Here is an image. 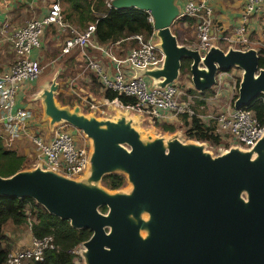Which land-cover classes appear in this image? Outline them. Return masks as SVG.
<instances>
[{
	"label": "water",
	"instance_id": "95a60500",
	"mask_svg": "<svg viewBox=\"0 0 264 264\" xmlns=\"http://www.w3.org/2000/svg\"><path fill=\"white\" fill-rule=\"evenodd\" d=\"M109 6L135 7L152 18L161 64L134 68L135 76L163 87L177 79L185 58L196 91L210 89L218 72L233 67L240 76L232 107L264 98L255 49L211 45L200 55L178 43L170 28L177 0H109ZM57 88L51 79L36 94L42 119L49 129L65 122L88 140L84 174L72 179L37 164L0 176V195L29 197L71 228H87L90 235L78 249L82 264H264V131L249 149L230 146L212 154L178 132L141 135L127 110L98 118L78 105H59ZM112 173L128 186L106 188L101 178Z\"/></svg>",
	"mask_w": 264,
	"mask_h": 264
},
{
	"label": "built area",
	"instance_id": "2783aa9c",
	"mask_svg": "<svg viewBox=\"0 0 264 264\" xmlns=\"http://www.w3.org/2000/svg\"><path fill=\"white\" fill-rule=\"evenodd\" d=\"M208 1L177 0L178 13L175 21L184 23L186 20H192L195 38L193 47L197 48L200 55L211 45L222 50L228 47L241 50L253 48L257 54L259 49H264L258 42L250 40L249 33L244 27L249 15L264 14V0H247L241 11L240 24L228 29H222L212 23V9ZM45 2L46 11L39 18L28 19L13 27H9L6 21L0 24V42L13 53L11 61L0 66V138L3 146L13 149L15 140L24 138L33 147L31 167L38 164L43 169L72 179L80 177L85 172L89 154L88 140L76 141L72 127L65 122L54 123L49 129L46 121L42 128L29 130L27 120L34 115L33 111L28 103L21 101L23 106L16 105L19 95L28 94L29 85L41 71V65L36 58L30 56V52L40 47L43 34L48 28H53L57 37L61 36L59 54L77 48L83 59L84 69L92 72L103 90L110 89L117 95L131 96L135 101L131 105H122L116 98L103 105L87 102L85 106L87 112L95 116L105 115L108 104H111L150 118L152 121L173 119L183 114L189 117L194 114L191 96L177 80L163 87H154L150 79L142 75L135 76L133 73L134 68L160 66L162 60V54L154 45L157 38L152 18L147 12L146 19L150 24V32L146 37L143 34L132 35L130 38L134 39L135 47L128 48L123 56L113 53L110 46L102 49L113 64L114 70L108 74L100 61L87 55L83 49L91 42L94 23H88L79 29L64 22L60 0ZM107 4L109 5V2ZM117 44L118 41L113 45L117 48ZM229 70L215 75L214 84L211 86L214 98L225 89L224 82L227 79L236 77L239 81L240 70L236 68ZM234 90L236 91L235 88ZM199 116L202 120H213L214 131L225 140V143L213 149L214 153L227 150L230 146L249 149L264 131V122L260 124L252 112L243 107L238 109L232 106L225 107L215 115ZM47 247H52L49 237L31 238L28 246L9 250L5 264H22L26 259L41 260L42 252ZM79 247L80 244L71 251L77 254Z\"/></svg>",
	"mask_w": 264,
	"mask_h": 264
},
{
	"label": "trees",
	"instance_id": "16d2710c",
	"mask_svg": "<svg viewBox=\"0 0 264 264\" xmlns=\"http://www.w3.org/2000/svg\"><path fill=\"white\" fill-rule=\"evenodd\" d=\"M60 1L63 5L62 15L65 23L78 26L79 29L84 28L88 23H94L91 42L83 49L87 55L95 59L98 58L89 54L91 49L104 53L102 49L110 46L113 53L123 56L128 48L136 46L134 39L130 38L132 35L143 34L146 37L150 32V24L146 19L147 13L144 10L135 7L112 8L107 4L109 0ZM188 21L192 20L189 19ZM60 38L59 35L58 40ZM117 41L116 48L113 44ZM258 53L259 67L264 68V49H259ZM37 60L39 64L41 62L39 57ZM188 66L189 60L182 58L179 73L189 72ZM73 75L74 73L71 76ZM66 76H70V74ZM207 91L199 92L193 88L185 89V92L191 96V107L193 102H195V107L203 106V98ZM102 97L108 101L116 98L122 105H131L135 102L133 97L117 95L110 89L102 91ZM243 108L250 110L260 124L264 122V98L261 95H258ZM178 118L183 126L182 135L184 138L204 141L216 147L223 143L222 137L214 131L213 120L209 119L204 122L198 113L189 117L183 114ZM153 124L162 132L171 133L175 130L174 125L169 122L154 120ZM25 162L26 157L24 155L18 154L13 149L5 148L0 138V176H7L25 168ZM123 182V175L118 173L107 174L101 178V183L108 189L119 188ZM99 210L104 212L105 208L101 206ZM8 223L18 229L28 225L29 234L32 238H50L52 247L43 250L41 260L26 259L22 264H75V254L71 250L90 235L87 228H71L67 220L59 219L47 213L29 197L16 198L0 195V264H5L6 254L12 246L11 240L4 232V226Z\"/></svg>",
	"mask_w": 264,
	"mask_h": 264
},
{
	"label": "crops",
	"instance_id": "0c3cea01",
	"mask_svg": "<svg viewBox=\"0 0 264 264\" xmlns=\"http://www.w3.org/2000/svg\"><path fill=\"white\" fill-rule=\"evenodd\" d=\"M38 1H42V4L38 5ZM246 2L247 0H209L208 3L212 9V23L216 26H220L222 29H228L230 27L238 26L240 24L241 11ZM46 3L47 2H45V0H0V24L3 21H6L9 27H13L23 23L28 19L39 18L46 11L44 8ZM60 4L62 7L63 5L61 2ZM177 22L180 23L181 29L190 28L191 32L187 36V42L192 43V41L188 40H191V37L193 36L192 34H194V27L192 25L193 22L188 20H186V22L184 23H182V21L180 22L179 20ZM244 27L246 32L249 33L248 36L250 37V40L256 41L259 45L264 46L263 13H254L249 15L246 22L244 23ZM174 32L176 33V39L177 37L179 39L180 35L178 36V33L176 31ZM41 42L42 43L40 49H33L30 52L31 57H34L36 59L37 57H39V59L41 60L44 57L46 58L48 55H51V53L54 51L52 47L54 46L56 49L57 42L59 45V40L55 33V30L53 28L46 29ZM0 50V66L7 65L10 62V56H8V54L6 53V49L1 42ZM91 50L89 54L98 58L100 60L102 68L106 71V73L111 74L114 70L113 64L108 60L104 53L100 52L99 50ZM62 59H65V63L60 65L59 72H63L67 68H69V70L71 71L74 69V75L65 76L63 80L64 89L61 91L66 95V105L70 106L71 103L73 105H78L80 110L82 111L86 110L85 106L87 102H94L100 105L108 102L107 99L102 97V91L104 90L100 87L97 79L94 77L92 72L88 69H84V62L78 49L75 48L70 50L68 53L63 55ZM32 85L33 81L31 82V85H29L30 89ZM25 97H27L26 94H20L17 99L16 105L23 106L22 102H24ZM108 106L112 105L108 104ZM173 119L170 118L164 121L170 122ZM27 122L29 130L35 131L39 128H42L41 126L45 125L44 123L46 122V120L42 119L41 122H38L36 117L34 115H31ZM72 132L76 141L87 140L80 131L73 129ZM13 150H15L18 154L24 155L25 157L29 156L32 152L31 148L28 145V142L24 138L15 140V142L13 143ZM27 231L28 238H23L22 236L21 238H17L18 241L13 239L14 236H7L12 242H15L16 246L18 245L22 248L28 246L32 238L29 234V229Z\"/></svg>",
	"mask_w": 264,
	"mask_h": 264
},
{
	"label": "rangeland",
	"instance_id": "374dc122",
	"mask_svg": "<svg viewBox=\"0 0 264 264\" xmlns=\"http://www.w3.org/2000/svg\"><path fill=\"white\" fill-rule=\"evenodd\" d=\"M39 4L41 5L42 1H40L38 3V5ZM170 28L174 34H176L174 31H176L178 33L177 35L178 36L180 35L179 36L180 40L177 37L178 43L185 44L188 46H193V43L195 42L194 34H192L193 36L191 37V40H188V41H192V43L187 42V36L191 32L190 28L181 29L180 23H178L175 20L172 22V25ZM179 32H181V33H179ZM6 47H5L6 53L8 54V56H10V61H11L12 53L11 52L8 53V50H7L8 47L7 48ZM52 48L54 51L51 53V55L46 57V58L44 57L43 59H41V62L39 63L41 65V71H40L39 75L36 77V79L33 80L32 88L29 90L27 97L24 98V103L29 104L30 109L33 111L34 116L36 117L38 122L42 121V107H41L40 99L36 97V94H37L38 90L40 89L41 84H43L44 82L50 83L51 79H54V81L59 85L58 89L56 90V93L54 94V100L59 105H65L66 104V101H65L66 95L61 91L64 89L63 80H64V77L66 75L70 74V76H71L73 71H74V69L72 71H70L69 68H67L62 73L59 72L60 65L65 63V61H64L65 59L64 60L62 59L64 54H59L60 42H59V45L57 42L56 49L54 46ZM223 50H224V48H223ZM0 54H1V50H0ZM231 69H235V68L231 67ZM55 72H56V76H54ZM234 74H236V72H234ZM236 79H237L236 77L234 79H227L224 82L225 89H223L221 94L215 98L213 97V90L211 88L208 89V91L206 92V95L203 98V100L205 99L203 106L201 105V106L195 107V102H193L192 109H193L194 113L215 115L219 110L224 109L225 107L230 108L232 106L234 96H236V91L234 90V88L235 89L237 88L236 86L238 84V81H236ZM176 80L179 84H181V86L184 90L187 88H192V85L190 82L189 72L178 73V77ZM72 105L73 104L71 103L69 107L71 108ZM110 107H111L110 110H108L106 108V114L105 115H101V116H95L94 114H92V115H94L95 117H98V118L112 117V116L116 115L117 111H123L124 110L118 106H110ZM80 112H82L83 114H91V113L87 112V110H82V111L80 110ZM127 115L134 117L135 120L138 122V124L135 125V127L141 132V135H144V132H147L151 136H155V135L168 136L174 132H178L180 134L179 139H181L183 141L186 140V138H184L182 135L183 126H182L178 117H177V119L175 118L169 122V123H172L174 125L175 130H174V132L168 133V132H162V131L158 130L157 127L154 126V124H153L154 121L149 120L150 118H146V117L139 118L138 117L139 115H137L133 112H127ZM203 120H205V122H207L206 119H203ZM71 129L73 130L74 128H71ZM199 142H201L205 145V150H209L212 154H214L213 149L216 146H212V144L206 143L204 141H199ZM222 142L225 143V140H223ZM223 143H220L219 145H221ZM31 145L32 144H30L29 147L32 150L33 147ZM4 147L10 148V147H6V146H4ZM32 158H33V153L31 152V154L29 156H26L25 168L31 167L30 164L33 161ZM127 186H128V184L124 180L123 185L120 186V188H126ZM27 230H28V225H25L19 229L14 228L9 223L4 226V232L7 233V235H9V236H14L13 239L16 241H18L17 238H21L22 236H23V238H28V233H27L28 231ZM11 243H12L11 249L15 250V249L21 248L18 245L16 246L15 242L11 241ZM76 253L77 254H75V257H74L75 264H82V259L78 254V249H77Z\"/></svg>",
	"mask_w": 264,
	"mask_h": 264
}]
</instances>
